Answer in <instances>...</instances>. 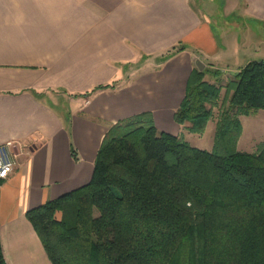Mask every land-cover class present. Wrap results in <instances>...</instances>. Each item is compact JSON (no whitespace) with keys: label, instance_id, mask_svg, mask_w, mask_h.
<instances>
[{"label":"crops","instance_id":"1","mask_svg":"<svg viewBox=\"0 0 264 264\" xmlns=\"http://www.w3.org/2000/svg\"><path fill=\"white\" fill-rule=\"evenodd\" d=\"M195 1L0 0V143L15 141L16 161L0 185L7 264H53L26 212L91 180L114 123L150 112L182 135L174 113L198 59L233 75L264 60V0H219L257 23L227 41Z\"/></svg>","mask_w":264,"mask_h":264},{"label":"trees","instance_id":"2","mask_svg":"<svg viewBox=\"0 0 264 264\" xmlns=\"http://www.w3.org/2000/svg\"><path fill=\"white\" fill-rule=\"evenodd\" d=\"M207 71L194 66L174 119L203 133L221 107L212 150L134 114L109 128L88 183L26 212L53 264H264V144L237 148L241 116L264 109V60L235 72L227 105Z\"/></svg>","mask_w":264,"mask_h":264},{"label":"rangeland","instance_id":"3","mask_svg":"<svg viewBox=\"0 0 264 264\" xmlns=\"http://www.w3.org/2000/svg\"><path fill=\"white\" fill-rule=\"evenodd\" d=\"M209 4L205 6L202 0L195 1V5L206 11L209 14V17L212 18V25L214 26L217 34L221 35L222 37H226V39L223 38V40L225 39L227 41V39L231 38L232 36L238 40V38L241 37L243 25L250 24L254 27H257V23L250 19L234 18L233 16H231L232 19L227 18L225 6L219 0H216L214 4ZM207 7H210L213 10ZM224 60L229 59L226 57ZM222 66L225 65L222 64ZM223 73L224 72L221 70H214L211 73L208 70L207 74L205 75V79L207 81L221 84L223 86L219 97L220 106L223 103L225 104V101L228 97L226 89L227 83L234 79V75L231 74V71L228 70L226 71V74ZM233 73H235V71ZM57 102L59 108L64 107L68 103V101H65L63 98H58ZM220 109L221 107L214 108V116L208 121L203 133L193 132L189 130L187 126H185V128L182 130V136L193 146L201 149L212 150L216 137V127ZM241 120L243 129L238 138L237 148L247 152H258L264 144V109H261L250 115H242ZM58 215L60 216V213Z\"/></svg>","mask_w":264,"mask_h":264},{"label":"built area","instance_id":"4","mask_svg":"<svg viewBox=\"0 0 264 264\" xmlns=\"http://www.w3.org/2000/svg\"><path fill=\"white\" fill-rule=\"evenodd\" d=\"M14 146L15 141L0 143V185L15 168L16 161L12 152Z\"/></svg>","mask_w":264,"mask_h":264},{"label":"water","instance_id":"5","mask_svg":"<svg viewBox=\"0 0 264 264\" xmlns=\"http://www.w3.org/2000/svg\"><path fill=\"white\" fill-rule=\"evenodd\" d=\"M196 64H197V66H198V68H199L200 70H203L204 67H205V63H204L203 61H201L200 59H198V60L196 61Z\"/></svg>","mask_w":264,"mask_h":264}]
</instances>
